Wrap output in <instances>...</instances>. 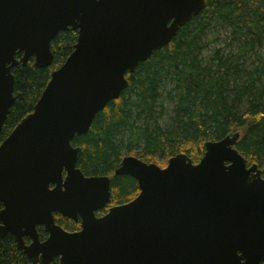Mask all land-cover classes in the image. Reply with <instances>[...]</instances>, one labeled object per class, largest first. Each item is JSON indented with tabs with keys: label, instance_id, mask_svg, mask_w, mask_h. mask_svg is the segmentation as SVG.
<instances>
[{
	"label": "water",
	"instance_id": "obj_1",
	"mask_svg": "<svg viewBox=\"0 0 264 264\" xmlns=\"http://www.w3.org/2000/svg\"><path fill=\"white\" fill-rule=\"evenodd\" d=\"M205 4L0 0V134L17 97L12 68L31 58L50 66L52 40L77 32L32 111L0 142V239L11 234L29 263L264 264V177L236 149L238 132L206 141L198 163L184 153L165 167L123 156L113 175L133 178L138 194L99 217L111 179L77 168L72 140L128 87L126 74ZM55 214L79 221V230L63 229Z\"/></svg>",
	"mask_w": 264,
	"mask_h": 264
},
{
	"label": "trees",
	"instance_id": "obj_2",
	"mask_svg": "<svg viewBox=\"0 0 264 264\" xmlns=\"http://www.w3.org/2000/svg\"><path fill=\"white\" fill-rule=\"evenodd\" d=\"M205 1L166 46L126 74L128 87L95 116L86 134L72 140L79 148L77 168L85 176L111 177L110 205L138 194L133 178L113 175L125 155L155 163L184 153L198 163L206 141L238 132L236 149L264 172V0ZM215 37H223V45L209 52V39L217 41ZM76 38L77 32L69 29L52 40L48 67H37L31 58L12 68L17 97L0 142L32 111ZM55 222L67 231L80 228L79 221L59 214ZM37 230L44 239L43 228ZM0 264L42 263H29L7 234L0 239Z\"/></svg>",
	"mask_w": 264,
	"mask_h": 264
},
{
	"label": "rangeland",
	"instance_id": "obj_3",
	"mask_svg": "<svg viewBox=\"0 0 264 264\" xmlns=\"http://www.w3.org/2000/svg\"><path fill=\"white\" fill-rule=\"evenodd\" d=\"M218 38H219V40H217L216 37H215V39L217 41H211V39H209V48H208L209 49V52H211L212 50H214L216 47H218V46L221 47L223 45V43H222V38L223 37H218ZM156 161H155V163H157L161 167L162 166H165L166 163H167V160H165V159H157ZM262 174H264L263 170H262Z\"/></svg>",
	"mask_w": 264,
	"mask_h": 264
},
{
	"label": "flooded vegetation",
	"instance_id": "obj_4",
	"mask_svg": "<svg viewBox=\"0 0 264 264\" xmlns=\"http://www.w3.org/2000/svg\"><path fill=\"white\" fill-rule=\"evenodd\" d=\"M110 177V176H109ZM262 177H264V174H262ZM110 179H111V177H110ZM110 184H111V182H110ZM131 201V200H130ZM112 206H115V205H110V203L104 208V209H102V210H100V211H97L96 212V215L99 217V216H102V215H104L106 212H107V210H108V208H110V207H112ZM105 211L103 214L101 213V211ZM101 213V214H100ZM38 231V230H37ZM46 236H47V234H46ZM46 238V237H45ZM44 238V239H45ZM44 239H41V240H44ZM24 240H25V242H26V240H28V242H26L27 244L28 243H30V240H29V238H24Z\"/></svg>",
	"mask_w": 264,
	"mask_h": 264
}]
</instances>
